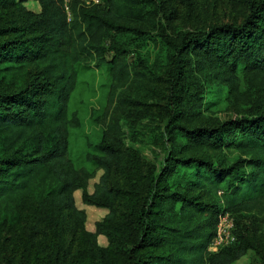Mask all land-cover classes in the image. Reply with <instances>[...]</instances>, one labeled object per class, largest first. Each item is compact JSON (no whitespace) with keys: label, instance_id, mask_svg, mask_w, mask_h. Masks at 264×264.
I'll list each match as a JSON object with an SVG mask.
<instances>
[{"label":"trees","instance_id":"trees-1","mask_svg":"<svg viewBox=\"0 0 264 264\" xmlns=\"http://www.w3.org/2000/svg\"><path fill=\"white\" fill-rule=\"evenodd\" d=\"M40 1L47 32L41 54L23 51L30 42L24 28L11 26V36L6 38V30H0V63H32L47 57V68L54 74L52 79L26 82L10 93L0 92V197L36 189L49 179L50 185L41 188L45 193L38 197V204L49 212L74 208L72 193L101 169L94 191H84L82 197L86 204L108 209L96 224V231L108 237L109 246H115L124 264H232L253 249L250 240L237 231L233 214L264 203L263 159L251 158V170L245 171L241 165L216 166L202 157H172L178 163L170 161L158 174L144 179L146 188H133V194H141L139 202L122 212L115 201L125 190L109 186L108 174L113 162L128 151L122 146L120 127L126 101L110 96L105 127L86 156L89 164L76 166L68 149L80 121L69 111L68 102L79 74L98 59L118 79L116 56L105 60V39L112 32L130 29L128 21L141 19L142 12L131 0H99L88 5L80 0ZM172 46L167 70L172 115L166 131L179 130L199 144L219 146L229 142L264 153V106L252 116L228 119L214 127L189 128L176 117L179 92L189 71V55L199 67L226 66L231 79L237 65L264 70V0H247V14L241 23L212 24L204 31L187 32ZM115 49L119 51V47ZM27 144L34 146L28 150ZM186 166L195 168L188 180L194 193L170 190V180ZM218 191L223 201L220 207L210 199ZM174 201L180 203L177 209ZM222 212L233 218L235 239L211 251L209 246ZM197 214L204 216L203 225L189 222ZM156 248L159 251L153 252ZM23 264H29L27 258Z\"/></svg>","mask_w":264,"mask_h":264},{"label":"rangeland","instance_id":"rangeland-1","mask_svg":"<svg viewBox=\"0 0 264 264\" xmlns=\"http://www.w3.org/2000/svg\"><path fill=\"white\" fill-rule=\"evenodd\" d=\"M131 3L141 10V19L131 18L130 29L112 32L104 43L105 60L116 56L114 66L120 77L114 78L105 62L95 59L86 71L80 72L68 102L69 111L80 121L79 129L70 137L69 156L76 166H88L86 156L105 127L108 97H122L126 101L120 127L122 146L128 151L113 162L108 174L109 186L125 190L115 201L122 212L139 202L141 194H133V188H146L144 179L158 174L170 161L178 163L172 157H202L216 166L241 165L245 171L251 170V158L264 160V153L244 150L226 139V143L213 146L199 144L179 130L166 131L172 115L167 70L173 43L187 32L204 31L212 24L241 23L247 14V0ZM13 25L24 28L30 39L25 53L44 51L47 32L40 0H0V30H6L3 38L11 36L9 28ZM187 64L188 75L176 104V117L186 127H214L228 119L252 116L264 106V70L237 65L231 79L226 66L199 67L192 55ZM47 65V57L36 58L32 63H0V92L10 93L43 77L52 79L54 74ZM33 146L27 144V149ZM1 149L0 135V153ZM194 171L193 166L180 167L170 180V190L194 193L188 186ZM102 173L103 170H97L72 193L74 208L49 212L38 204V197L45 193L41 188L50 185L49 179L36 189L0 197V264H23L24 258L29 264H124L115 246H109L108 237L96 231V224L104 219L108 209L86 204L82 197L84 191H94ZM220 194L218 191L210 195L219 207L223 205ZM179 204L174 201L176 209ZM233 215L237 231L254 248L232 264H264V203ZM189 222L203 225L205 218L197 214Z\"/></svg>","mask_w":264,"mask_h":264},{"label":"built area","instance_id":"built-area-1","mask_svg":"<svg viewBox=\"0 0 264 264\" xmlns=\"http://www.w3.org/2000/svg\"><path fill=\"white\" fill-rule=\"evenodd\" d=\"M66 3L69 0H64ZM84 4L98 3L99 0H80ZM234 221L228 212H222L218 216L216 233L209 246V250L216 251L219 247L231 243L235 237L233 234Z\"/></svg>","mask_w":264,"mask_h":264}]
</instances>
